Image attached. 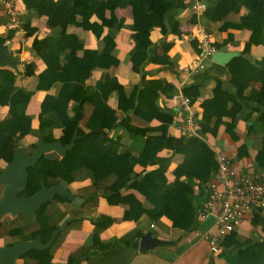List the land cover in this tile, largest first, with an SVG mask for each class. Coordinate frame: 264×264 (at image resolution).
I'll list each match as a JSON object with an SVG mask.
<instances>
[{
    "label": "trees",
    "instance_id": "16d2710c",
    "mask_svg": "<svg viewBox=\"0 0 264 264\" xmlns=\"http://www.w3.org/2000/svg\"><path fill=\"white\" fill-rule=\"evenodd\" d=\"M205 8L202 16L211 21L222 20L220 28H247L249 35L243 50L230 58L226 64L216 63L217 70L229 71L228 80L236 89L239 100H257L264 102V54L253 57L249 54L251 45L261 44L264 48V0H202ZM25 6L33 11L26 13L23 23L26 34H33L37 29L30 24L32 15L44 16L49 32L44 35L34 34L30 52L45 67L36 75L32 86L19 82V74L10 66H0V105L8 106V115L0 117V168L13 155V143L25 135L35 138L42 135L44 141L60 139L68 143L73 133L79 136L64 154L55 159L41 156L28 167L26 186L20 195H29L39 189L41 184L71 182L87 177L91 181L75 189L65 186L74 194L83 198L81 203L72 202L71 198L55 194L52 200L42 203L35 209L32 218L24 223L25 213L18 212L8 218L6 233L12 243L18 239H31L36 235L46 242L52 230L66 216L70 220L58 231L53 242L46 248L33 247L21 257L20 264H51L54 251L65 238L67 231L79 226L84 217L90 216L94 205L106 190H115L107 194L110 202L125 206L124 217L138 219L146 214L162 224L161 217L166 216L173 227L181 230L196 228L199 221L200 203L206 197L208 181L215 177L217 167L216 152L205 140L206 132H215L213 118L217 115L228 117L224 121L225 129L236 137L234 129L238 115H241V102L230 107L228 88L218 79L212 88V94L204 98L198 111V126L195 133L183 135L181 145L176 144V136L168 131L173 120V111H167L159 103L161 94L172 96L181 92L195 102V86L184 85L181 89L166 79L150 78L142 84H135L126 90L115 74L110 73L111 65L119 64V57L114 53L117 31L128 26L132 32L134 44L129 49V56L134 70H140L149 52L150 30L159 26L162 32L181 34L180 20L177 16L182 0H23ZM129 6L132 22L125 23L123 16H118V7ZM0 12L3 5L0 3ZM198 14L190 16L197 21ZM230 17L231 19H226ZM4 19L0 28V45L8 44L16 38L11 29H4ZM89 29L101 40L99 48L87 47L84 41L69 26ZM231 37V34H229ZM226 39V38H225ZM218 49L223 42L213 41ZM172 40H163L153 46L154 61L171 62L168 50ZM197 46V43H196ZM198 50V46L196 51ZM22 75H31L37 66L36 60H25ZM102 72L93 81L94 70ZM260 78L262 86L250 85L254 78ZM58 83L54 93L46 92L39 102V124L32 125V116L28 105L37 89H49ZM117 91V106L110 103V96ZM247 90V91H246ZM254 105L249 107L244 116H251ZM156 119L158 124L152 125ZM261 127L260 135L254 136L256 147V167L264 169V110L257 117ZM121 125L130 137L141 133L143 143L136 153L123 148L120 134L107 131ZM60 133L56 134L55 129ZM91 130V131H89ZM89 131V132H88ZM155 131V132H153ZM30 143V142H29ZM183 153L182 160L173 169V177L168 179L166 172L171 155H163V148ZM141 164L142 168L135 167ZM255 179L261 180L260 177ZM194 179H198L196 182ZM199 188L195 189V184ZM3 185L0 183V195ZM213 214V213H212ZM253 222H260L262 232L255 239L254 234L244 235L232 230L221 243L231 245L220 251L227 264H264V208L252 214ZM207 216V215H206ZM205 216V217H206ZM5 217V216H4ZM204 218V217H203ZM1 220L0 225L3 223ZM92 234L88 245H80L70 250L65 264H77L78 255L90 247L104 249L111 241H103L100 232L106 224L99 217H91ZM142 234L139 227H134L118 237L119 241L129 246L115 248L100 256H88L91 264H122L136 252L133 241ZM128 243V244H127ZM220 243V245H221ZM208 264H212L209 261Z\"/></svg>",
    "mask_w": 264,
    "mask_h": 264
},
{
    "label": "crops",
    "instance_id": "0c3cea01",
    "mask_svg": "<svg viewBox=\"0 0 264 264\" xmlns=\"http://www.w3.org/2000/svg\"><path fill=\"white\" fill-rule=\"evenodd\" d=\"M195 1L202 0H182V7H179L177 16L180 20L179 27L182 30L181 34L173 33L170 29L167 32H162L159 26H155L150 30L149 37L151 43L149 52L140 70H134L132 68V62L129 56V49L134 44V39L131 35L132 30L128 26L121 27L115 35L116 44L114 48V53L119 57L120 61L118 65H111L108 71L118 77L126 90H130L135 84L140 85L150 78L166 79L167 81L172 82L177 90L181 89L184 85L191 84L192 86H195L193 91L197 94L194 102L197 110L201 108V101L212 94L213 86L216 81L220 79L229 90L228 100L230 107L235 106L238 102H241L242 104V109L240 110L241 115H238L234 127L236 137L231 136L229 131L225 129L224 121L228 119V117L217 115L212 121L213 126L216 128L215 132H206L204 138L215 152L222 151L229 155L236 168L251 172L256 177H260L261 180H264V169L259 170L258 167H256V147L253 143L254 136L260 135L261 127L258 124L257 117L259 113L264 110V102L261 103L257 100L245 99L239 100L236 89L228 80L229 71L227 69L217 70V62L212 61L211 58L207 61L205 67L199 70L193 71L186 67L196 53L197 41L195 38H191V36L196 29L197 24H203L205 26L210 33L212 41L223 42L218 49L233 50L236 51L237 54L243 50L245 40L250 31L245 27H228L222 29L220 28V25L223 23V19L211 21L201 14H198L196 17L197 21L192 22L190 16L193 11L191 10L190 5ZM17 6L20 10V17L21 15L25 16L26 13L33 14V11L25 6L23 0H19ZM116 13L118 16H123L125 18V23L129 24L132 22V13L129 6L118 7ZM21 19L23 20L22 17ZM226 19L231 18L227 17ZM29 20L31 25L37 27L34 33L26 34L23 38L19 35H15L16 38L10 40L8 45L19 57H22L25 60L34 59L37 61V66L34 69L33 74L24 76L19 75L20 83L32 86L37 73L41 71L45 65L44 63L39 62L36 56L31 54V40L34 34L44 35L49 32L50 29L45 23L44 16L32 15ZM4 27L5 24L3 25V28ZM68 29L69 31L75 32L84 41L85 46L95 48L102 46L101 40L97 38L91 30L82 29L73 25L69 26ZM229 34H231V37H229ZM163 40H172V45L168 50V54L172 59L171 62H156L153 59V46ZM248 52L253 57H260L264 54L263 45L253 44ZM101 72L102 69L97 68L94 70L93 76L89 78V80L93 81ZM250 85L255 88H260L262 86L261 79L258 77L252 79ZM57 86L58 83L56 82L49 89H37L32 95L27 110L32 116V125L34 127H37L39 124V102L46 92L54 93ZM34 98L36 101L34 106L35 109L31 110ZM110 103L113 107L117 106L116 90L110 96ZM159 103L164 110L173 111L174 117L168 125V131L176 136V144L181 145L183 143L182 138L184 135L178 128L183 115L181 106L173 96H167L164 94L159 96ZM251 105H254V108L251 116L247 118L244 115L248 113ZM7 115L8 106L0 105V117H6ZM151 124H158V121L153 119ZM109 130L110 134H120L123 141V148L131 152L136 153L143 143V134L138 133L134 137H130L127 129L121 125H115ZM55 133L59 134L60 129H55ZM29 136L30 135H25L16 142L18 144L19 142L27 144L30 142ZM161 153L163 155H171L170 164L166 172V176L170 179L174 175L173 169L182 160L183 153L173 151L172 148L168 147L163 148ZM135 167L139 170L142 168V165L137 164ZM197 180L198 179H194L195 182ZM90 181L91 178L87 177L82 180L60 182L65 186L75 189L89 183ZM198 188L199 185L196 183L195 189L197 190ZM106 195H99L98 201L96 205H94L91 215L84 217L79 226L73 227L67 231L65 238L53 253L51 264H65L70 250H73L80 245L90 244L93 227L91 217L93 216L99 217L101 222L106 224L104 229L100 232V237L103 241H111V244L104 249L90 247L88 251L78 255L77 264H91L86 259L88 256H100L115 248L129 246L131 241L129 245H126V243L119 241L118 237L134 227H139L142 230V234L150 230L152 236H157L165 241L159 242L145 249H140L139 239L142 234L139 235L133 240L136 243V252L131 258L122 264H208L209 261H211L212 264H227L220 255V251L224 247L230 248L231 245L225 246L222 242L220 251L218 253H211L208 249L207 240L202 237V233L213 226L215 222L214 214L210 213L204 218H199L196 228L194 229L181 230L171 226L170 220L166 216L161 217L162 224L152 221L146 214L141 215L138 219L129 218L127 216L124 217V213L126 212L125 206L120 203L110 202ZM252 218L253 215L245 216L236 226L235 230L247 236L254 234V238L257 239L259 233L262 232V228L260 222H253ZM151 223H153V226H151Z\"/></svg>",
    "mask_w": 264,
    "mask_h": 264
},
{
    "label": "built area",
    "instance_id": "2783aa9c",
    "mask_svg": "<svg viewBox=\"0 0 264 264\" xmlns=\"http://www.w3.org/2000/svg\"><path fill=\"white\" fill-rule=\"evenodd\" d=\"M18 1L0 0V3L3 5L6 29L13 30L15 35L23 38L26 35V27L20 17ZM190 8L193 12L202 14L205 3L195 1L191 3ZM191 38L196 39L198 50L186 67L194 71L205 67L216 48L212 43L210 33L203 24L196 25ZM19 58L20 62L16 72L22 75L25 59ZM172 96L183 111L178 126L180 132L184 135L195 133L198 126V111L195 103L180 91ZM216 160L215 177L207 182V194L200 203L199 211V218L210 213L215 215L213 226L202 233L211 253L220 251L222 238L234 230L245 216L252 215L259 208H264V180L255 179L251 172L236 168L231 157L222 151H216Z\"/></svg>",
    "mask_w": 264,
    "mask_h": 264
},
{
    "label": "water",
    "instance_id": "95a60500",
    "mask_svg": "<svg viewBox=\"0 0 264 264\" xmlns=\"http://www.w3.org/2000/svg\"><path fill=\"white\" fill-rule=\"evenodd\" d=\"M0 18V24L3 23ZM237 52L233 50L215 49L211 54V60L220 64H225ZM20 58L15 55L8 44L0 45V66L7 65L13 69H18ZM91 131V130H89ZM88 131V132H89ZM107 131V133H109ZM79 134L75 131L68 143H64L60 139L52 141H44L42 135H39L34 141L33 150L27 152L17 142L13 143V155L11 160L7 161L0 168V183L3 189L0 195V223L5 215H15L23 212L26 215L24 223L28 222L36 208L42 203L52 200L55 194H60L71 198L74 203H81L83 198L74 194L67 189L62 182H55L50 185L41 184L39 189L29 195H20L19 192L27 184L28 167L34 164L41 156L48 159L60 157L71 148L75 138ZM115 190H106V194H110ZM70 220V216H66L51 232L50 238L46 242H42L38 235L31 239H18L12 243L0 244V264H17L20 257L29 249L36 247L43 249L51 245L54 237L64 225ZM165 241L157 236H152L151 231L144 232L139 239V248L145 249L159 242Z\"/></svg>",
    "mask_w": 264,
    "mask_h": 264
},
{
    "label": "rangeland",
    "instance_id": "374dc122",
    "mask_svg": "<svg viewBox=\"0 0 264 264\" xmlns=\"http://www.w3.org/2000/svg\"><path fill=\"white\" fill-rule=\"evenodd\" d=\"M4 17H5V15H4V13L3 12H0V18H2L3 20H4ZM5 21H6V18H5ZM3 24V23H2ZM2 24H0V28L2 27ZM5 29H6V24H5V27H4ZM35 103H36V101H35V98L33 99V104H32V106H31V110H33V109H35ZM39 113H40V111H38V116H39ZM30 137V136H29ZM32 140H34V137L33 136H31L30 137V143H25V144H23V143H21V142H19V144H20V146H22L23 147V149L25 150V151H27V152H31L32 150H33V146L31 145V142H32ZM35 140H36V138H35ZM12 215H10V214H8V215H5V217H3L4 219H3V223L0 225V244H4V243H6L7 241H9V240H11L12 239V236H10V235H8L7 233H6V222L5 221H7L8 220V218L9 217H11ZM21 260V259H20ZM20 260H18L17 261V264H20Z\"/></svg>",
    "mask_w": 264,
    "mask_h": 264
}]
</instances>
